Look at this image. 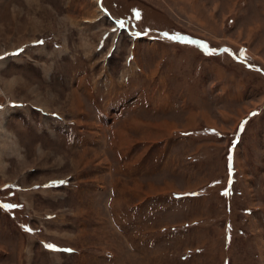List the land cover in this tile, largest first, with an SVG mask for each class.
Masks as SVG:
<instances>
[{"label": "rangeland", "instance_id": "374dc122", "mask_svg": "<svg viewBox=\"0 0 264 264\" xmlns=\"http://www.w3.org/2000/svg\"><path fill=\"white\" fill-rule=\"evenodd\" d=\"M0 104V264H264V0H0Z\"/></svg>", "mask_w": 264, "mask_h": 264}, {"label": "snow or ice", "instance_id": "6c2138e0", "mask_svg": "<svg viewBox=\"0 0 264 264\" xmlns=\"http://www.w3.org/2000/svg\"><path fill=\"white\" fill-rule=\"evenodd\" d=\"M136 15H137V18H139V13L138 12L136 13ZM116 24L120 28H123L124 27V21H122V20L116 21ZM137 35H139V33H137ZM162 35L168 37V33H163ZM169 38L170 39H173V40L179 39V37L176 36V35L170 36ZM37 43H42V41H38ZM213 51H216V50H213ZM223 51H228V50L227 49H224ZM251 115H255V113H252ZM243 128H244V122H242V124H241V130H243ZM234 143H235V141H234ZM52 183H54V184L55 183L64 184V183H66V181L60 180V181H53ZM45 187H48V185H45ZM4 207H16V205H4ZM46 247H48L49 249H51L53 246L51 244H49V245H46ZM66 251H71V249H68Z\"/></svg>", "mask_w": 264, "mask_h": 264}, {"label": "trees", "instance_id": "16d2710c", "mask_svg": "<svg viewBox=\"0 0 264 264\" xmlns=\"http://www.w3.org/2000/svg\"><path fill=\"white\" fill-rule=\"evenodd\" d=\"M229 148V147H228ZM228 152V151H227ZM227 154V153H226ZM226 158V157H225ZM14 195V194H13ZM15 204H17V206L16 207H13V208H11V212H12V214H13V217H15L14 216V211L13 210H15V209H21V207H22V204H20V203H18V202H15Z\"/></svg>", "mask_w": 264, "mask_h": 264}, {"label": "flooded vegetation", "instance_id": "af4514ba", "mask_svg": "<svg viewBox=\"0 0 264 264\" xmlns=\"http://www.w3.org/2000/svg\"><path fill=\"white\" fill-rule=\"evenodd\" d=\"M11 58H12V57H11ZM30 59H31V58H30ZM33 60L35 61V59H33ZM28 103H29V105H28V108H29L31 104H30V102H28ZM24 106H25V103H24Z\"/></svg>", "mask_w": 264, "mask_h": 264}, {"label": "crops", "instance_id": "0c3cea01", "mask_svg": "<svg viewBox=\"0 0 264 264\" xmlns=\"http://www.w3.org/2000/svg\"><path fill=\"white\" fill-rule=\"evenodd\" d=\"M170 43H174V42H172V41H170ZM177 43V42H176ZM187 47H189V46H187ZM36 68V67H35Z\"/></svg>", "mask_w": 264, "mask_h": 264}, {"label": "bare ground", "instance_id": "6f19581e", "mask_svg": "<svg viewBox=\"0 0 264 264\" xmlns=\"http://www.w3.org/2000/svg\"><path fill=\"white\" fill-rule=\"evenodd\" d=\"M125 27V26H124Z\"/></svg>", "mask_w": 264, "mask_h": 264}]
</instances>
